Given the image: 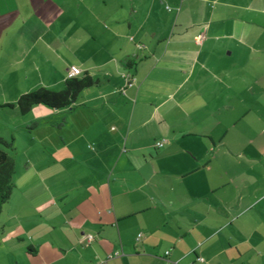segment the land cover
Listing matches in <instances>:
<instances>
[{
	"label": "crops",
	"instance_id": "crops-1",
	"mask_svg": "<svg viewBox=\"0 0 264 264\" xmlns=\"http://www.w3.org/2000/svg\"><path fill=\"white\" fill-rule=\"evenodd\" d=\"M159 1L0 0V76L98 81L34 118L0 264H264V0Z\"/></svg>",
	"mask_w": 264,
	"mask_h": 264
},
{
	"label": "rangeland",
	"instance_id": "rangeland-1",
	"mask_svg": "<svg viewBox=\"0 0 264 264\" xmlns=\"http://www.w3.org/2000/svg\"><path fill=\"white\" fill-rule=\"evenodd\" d=\"M159 4L161 5L160 1ZM166 5H169L172 8L174 6L171 2L166 1L163 4L164 10L162 11V14L173 17L175 13L172 11L169 12L166 9ZM43 76L46 82L51 81L50 75L44 73ZM40 78L41 77L35 76V74L26 75V73H22V75L18 78H10L9 76L5 78L4 72L0 76V138H3L7 141H11L14 139L15 151H11V153L15 157L16 169H18V171L15 172V180L18 174H20V169L24 164L25 158L28 156L26 155V148L28 144L27 142L31 140V136L29 133H32L38 126L46 123V121H42L43 123L41 124L39 120H36L34 118L38 116V113L40 111H55V109L50 108L46 105H37L29 113L24 115L20 112L17 105L18 99L21 95L28 92L37 91L40 88H47L51 91L59 92L64 88L65 85H54L53 87H47L44 85L40 86L37 85ZM3 79H7V81L4 82L5 80ZM10 105H13V107H11ZM0 149L5 148L0 145Z\"/></svg>",
	"mask_w": 264,
	"mask_h": 264
},
{
	"label": "trees",
	"instance_id": "trees-1",
	"mask_svg": "<svg viewBox=\"0 0 264 264\" xmlns=\"http://www.w3.org/2000/svg\"><path fill=\"white\" fill-rule=\"evenodd\" d=\"M98 84L89 72H83L76 77H68L65 80L64 88L59 91H51L47 88H40L37 91L28 92L18 99V107L22 114L29 113L37 105H46L55 110H60L75 104L80 94L87 88ZM13 107V105H10ZM0 235L3 232L1 215L5 205L11 199L16 189L15 172L16 160L11 151H15L14 139L7 141L0 138Z\"/></svg>",
	"mask_w": 264,
	"mask_h": 264
},
{
	"label": "built area",
	"instance_id": "built-area-1",
	"mask_svg": "<svg viewBox=\"0 0 264 264\" xmlns=\"http://www.w3.org/2000/svg\"><path fill=\"white\" fill-rule=\"evenodd\" d=\"M82 73H83V71L80 68H78L76 66H72L68 70V77H76V76L81 75ZM124 78H125L126 85H131L133 80H134V77L131 74H125ZM163 145H164V141L157 142L158 147H162ZM140 236H139V238H140ZM86 240H87V242H92L94 240V237L92 235L87 236ZM117 255H119V254L117 253ZM168 255H169V252L166 253V257H167V263L166 264H170V262H171L170 260H168ZM199 260H203V259L199 258ZM100 264H107V261H103Z\"/></svg>",
	"mask_w": 264,
	"mask_h": 264
}]
</instances>
